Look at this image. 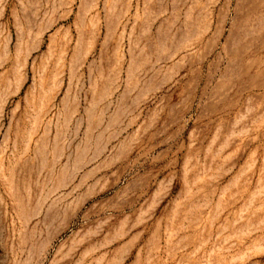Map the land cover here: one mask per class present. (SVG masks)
<instances>
[{
	"label": "rangeland",
	"instance_id": "obj_1",
	"mask_svg": "<svg viewBox=\"0 0 264 264\" xmlns=\"http://www.w3.org/2000/svg\"><path fill=\"white\" fill-rule=\"evenodd\" d=\"M0 264H264V0H0Z\"/></svg>",
	"mask_w": 264,
	"mask_h": 264
}]
</instances>
